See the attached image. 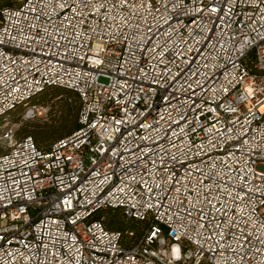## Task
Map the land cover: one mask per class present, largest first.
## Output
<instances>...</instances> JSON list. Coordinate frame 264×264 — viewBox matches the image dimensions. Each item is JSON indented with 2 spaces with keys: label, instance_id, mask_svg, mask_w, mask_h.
Instances as JSON below:
<instances>
[{
  "label": "built area",
  "instance_id": "2783aa9c",
  "mask_svg": "<svg viewBox=\"0 0 264 264\" xmlns=\"http://www.w3.org/2000/svg\"><path fill=\"white\" fill-rule=\"evenodd\" d=\"M52 86L79 127L0 133V264H264V0L0 5V119Z\"/></svg>",
  "mask_w": 264,
  "mask_h": 264
},
{
  "label": "trees",
  "instance_id": "16d2710c",
  "mask_svg": "<svg viewBox=\"0 0 264 264\" xmlns=\"http://www.w3.org/2000/svg\"><path fill=\"white\" fill-rule=\"evenodd\" d=\"M18 0H0V5L10 6L14 3H17ZM54 88V86H52ZM48 87V88H52ZM47 88V90H48ZM64 91V102L65 107L61 114V124L58 127L46 126L43 131H39L37 134H34L33 140L37 147L41 150L47 151L51 145L59 139H62L72 132H74L78 127V116L80 111V100L77 92L68 90L67 88H61ZM41 95V94H40ZM36 96L28 101L26 104L22 105L25 109L33 108L35 109L36 104L43 103L42 96ZM18 106L17 108H19ZM16 109V108H15ZM14 109V110H15ZM13 111V110H12ZM10 113V112H9ZM7 114V116L9 115ZM6 116V118H7ZM4 119H0L2 121ZM30 136L31 135H26ZM22 136L20 138L26 137ZM35 137V138H34ZM17 138V139H20ZM104 214L109 218L105 219ZM97 218H100L104 223L105 227L110 230H117L123 233V243L125 245H130L135 243L140 235L143 234L145 228L148 225V222L141 221L135 218H127L121 208H106L100 211L97 214ZM132 232V235L129 234Z\"/></svg>",
  "mask_w": 264,
  "mask_h": 264
},
{
  "label": "rangeland",
  "instance_id": "374dc122",
  "mask_svg": "<svg viewBox=\"0 0 264 264\" xmlns=\"http://www.w3.org/2000/svg\"><path fill=\"white\" fill-rule=\"evenodd\" d=\"M100 81H106V79L100 77ZM63 91L61 87H52L40 93L41 95H39L43 97L44 101L43 103L36 104L37 107L32 114H25L26 109L24 106L11 111L6 119L0 121V133L2 134L3 130L10 128L14 134V138L26 135L33 137L34 134L43 131L46 126L58 127L62 123L60 119L61 114L64 108H66ZM3 149L0 145V152ZM257 168L264 170V165L258 163ZM104 217H106L105 219L109 218L105 214Z\"/></svg>",
  "mask_w": 264,
  "mask_h": 264
}]
</instances>
